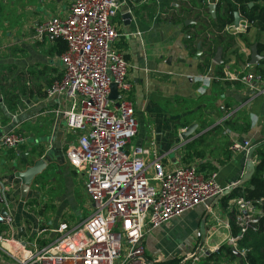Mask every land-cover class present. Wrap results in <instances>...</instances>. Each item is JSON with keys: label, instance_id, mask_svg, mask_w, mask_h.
Listing matches in <instances>:
<instances>
[{"label": "crops", "instance_id": "0c3cea01", "mask_svg": "<svg viewBox=\"0 0 264 264\" xmlns=\"http://www.w3.org/2000/svg\"><path fill=\"white\" fill-rule=\"evenodd\" d=\"M74 1L12 0L6 9L2 11L0 8V73L2 74L0 138L16 131L25 135L27 139L26 143L14 150L0 149V178L9 187L10 196L19 192L22 198V182L17 177V173L24 171H20L18 165L26 168L24 158L33 161L47 157L48 166L56 164L71 178L73 174L84 177L85 191L86 173L76 171L67 157L68 149L76 145L79 138L78 132L68 128L65 121L64 113L70 108L69 101L47 96V91L54 80L61 78L63 68L60 56L64 52H59V43L65 42L58 40L54 43H41L37 41L34 29L35 24L42 23L51 17H66ZM218 1L208 0V5L212 3L217 5ZM133 3L140 5L138 0H131L128 7L131 11L132 7H135ZM158 4L163 3L158 2ZM259 5L264 6V3L259 2ZM177 6L172 4L171 7L177 8ZM171 10L175 13L174 9ZM126 11L127 8H123L114 20L119 32L120 30L124 32L125 48L124 50L118 48L120 38L115 48L124 54L131 66L129 76L132 84L131 99L136 111L135 95L138 97L139 94L146 104L151 99L158 104L168 102L178 106L177 103L187 101L194 108L197 106L193 108V115L197 118L191 121L188 119L186 124L179 127L175 135L171 136L167 151L159 155L165 156L164 165L168 170H174L197 164L204 175L217 173V182L223 189L232 187L243 177L247 169L249 151L254 147L257 148L253 154L256 163L259 160L257 151L264 152V80H257L255 66L249 67L247 72L243 71V66L249 65L251 47L254 45L258 47L264 42V33L253 26H250L245 33L236 30L234 23L227 26L224 34L234 38V47L225 50V45L219 46L216 53L222 51L221 63H216L214 56L209 66L205 67V61L208 58L204 56L206 49L203 46L202 57L198 60L195 58L197 45L204 39L200 36L191 39L194 31L191 28L187 29L194 26L195 22L186 26L187 33L182 37L181 43L180 39L174 38L173 22L168 21L170 28L165 29L162 26L165 21L160 19V24L149 23L146 16L150 19L151 13L146 14L141 20H137L132 14L133 21L126 25L123 20ZM247 22L243 18L242 26ZM233 50L237 54L232 53ZM261 56L264 58V53ZM35 64L38 68L34 71ZM248 73H254L255 76L250 83L243 80ZM22 81H25L24 84L31 85L25 88L28 94L30 92L34 97L33 101H25L23 106L21 105L24 94L21 93V87H14L18 84L17 82ZM14 88L15 91H13ZM12 95L16 98L14 99L17 103L16 108L9 107L7 102ZM178 123L180 121H177ZM193 124L198 125L196 131L189 138L183 139L182 135ZM237 140L250 141V150L242 153L233 152L231 145ZM212 141L215 144L212 155L210 152L207 158L185 159L192 156L193 150L199 152L203 150L200 148L205 142L209 144ZM205 164L215 167L216 170L203 171ZM214 201L215 199L209 200L193 209L192 225L196 227L193 231L194 238H189L188 248L180 253L173 251L167 255L159 249L164 236L168 235L169 231L171 235H177L179 229L177 226L180 224H176L172 219L173 221L170 220L160 228H147L145 236L149 235V237L144 245L147 258L155 264L171 263L185 253L184 258L189 259L186 264H241L242 258L234 261H204L202 254L198 255L200 254L198 249H193L196 234L200 231L201 222L205 217H207L205 241L207 246H221L233 236L230 213L234 208L238 209L237 200L230 203L228 210L223 207L222 201L216 204ZM209 209L211 212L206 216ZM2 210L4 206L0 204V212ZM249 212H251L249 218L253 224L261 220L262 213L259 209L256 210L252 206ZM214 219L215 221L219 219L221 223L218 227L211 229ZM170 228L172 229L167 232ZM6 230L7 227L0 225V231L3 234ZM23 230L24 228H19V234ZM39 231L42 230L31 231V236L33 233L35 235L40 233ZM195 256L196 259H194Z\"/></svg>", "mask_w": 264, "mask_h": 264}, {"label": "built area", "instance_id": "2783aa9c", "mask_svg": "<svg viewBox=\"0 0 264 264\" xmlns=\"http://www.w3.org/2000/svg\"><path fill=\"white\" fill-rule=\"evenodd\" d=\"M130 1L75 0L66 17L54 16L35 24L37 41L66 43L60 56L61 78L54 80L47 96L69 101L65 121L79 138L67 157L76 171L86 173L85 191L92 206L78 229L62 223L33 237L17 238L9 187L0 178V204L7 212L6 216L0 212V225L12 230L10 236L0 231V264H155L146 256V229L160 228L225 191L217 182V173L204 175L197 164L168 170L165 156L153 153V147L132 146L138 120L131 99V66L115 48L120 35L114 23L123 8L132 15ZM250 26L247 22L235 29L245 33ZM254 78L252 73L243 80L250 83ZM113 85L119 94L115 101L110 98ZM26 140L13 131L0 138V149L14 150ZM250 148L246 140L231 145L235 153ZM237 206L241 215L236 224L241 233L226 243L235 250L249 228L255 231L249 218L252 204L239 199ZM220 223L214 219L211 229ZM219 248L204 243L202 259Z\"/></svg>", "mask_w": 264, "mask_h": 264}, {"label": "rangeland", "instance_id": "374dc122", "mask_svg": "<svg viewBox=\"0 0 264 264\" xmlns=\"http://www.w3.org/2000/svg\"><path fill=\"white\" fill-rule=\"evenodd\" d=\"M0 1V8H2L3 11V9L10 6V1L12 0ZM138 1L140 5H135L133 3L135 7H132V14H134L137 20H141L146 14L149 15L151 13L152 15L154 14L152 19V15H150V19L146 16L149 23L160 24V19L165 21L162 24L165 29L170 28L167 23L172 20L175 33L174 38L177 37L182 43V37L187 33V30L186 25L181 20L182 18H173L178 10V6L175 9L176 11L174 10L175 13H172V10L169 8L171 5V2L169 1L165 0L163 4H158V0ZM168 9H170V11ZM119 34L120 46H118V48L124 50V32L120 30ZM16 72L18 73V71ZM18 81H20L19 78ZM24 82L25 81L17 82L18 84L14 86L21 87V93L24 94L22 96L23 102L21 106L24 105L25 101H33L34 98L31 96L30 92L28 94L26 91L25 86L28 87L29 84H24ZM13 91H15V88ZM135 96L137 102L136 112L138 114V133L132 143L133 147L146 148L153 146V153L160 155L162 154L161 152L167 151V144L169 143L171 136L175 135V132L178 131V128L186 124L188 119L191 121L197 118L193 115L194 106L190 105L187 101L177 103L178 106H175V104L168 102H161L158 104L150 99L149 103L146 104L141 100L142 98L140 94L138 97L137 95ZM12 98H14L13 95L7 100L9 107L11 108H13V102L9 101L13 100ZM177 121H180V123L177 124ZM214 145L213 141L209 144L208 142H205L202 148H200L203 150L199 152L193 150L192 156L185 157V159L190 158L199 160L205 157L207 158L210 152L211 155L213 154L214 151H212V148ZM18 167L20 171L26 169H24L25 166L18 165ZM8 200L12 212L11 214L13 216V227L16 230L17 238H27L31 235V231L43 230L41 226L52 230L60 226L62 223H67L69 226L75 225L71 226L75 227L74 230L78 229L82 227L85 219L89 216L91 211V202L84 191V177L73 174L71 178L63 168H59L56 164L49 165L48 168L37 177L31 186L30 194L26 200L21 198L19 192L16 195H8ZM193 214L194 210L187 211L182 215L173 218L176 224H180V226H177L179 228L177 230L179 234L177 233L176 236L174 234L171 235L169 230L172 228L167 230V232L169 231V234L164 236V241L161 242V245L159 246V249L163 251V254L173 251L180 253L183 249L188 248L189 238H194L195 232L193 233V231L194 228H196L192 225ZM180 218L182 219V222ZM19 228H24L21 234L18 232ZM5 232L9 236L12 234L11 229H7ZM148 237L149 235L145 236L144 245ZM200 240L199 232H197L196 241L192 245L194 250L198 249ZM184 254H181V256L175 259L172 264H180L181 262H183V264L188 263L189 259H185ZM200 255L201 253L199 256ZM203 260L211 261L208 260V257Z\"/></svg>", "mask_w": 264, "mask_h": 264}, {"label": "trees", "instance_id": "16d2710c", "mask_svg": "<svg viewBox=\"0 0 264 264\" xmlns=\"http://www.w3.org/2000/svg\"><path fill=\"white\" fill-rule=\"evenodd\" d=\"M165 1V0H164ZM172 4L178 5L175 19L182 18L181 20H193L194 26L187 27L194 31L193 37L203 38L202 46L205 48L204 56L207 57L205 61V67H208L210 61L216 54L219 46H224L225 50H229L234 47V38L227 37L224 34L225 28L234 23V13L239 12L241 16L246 19L253 27L257 28L264 33V6H260L259 2L264 3V0H219L217 4L216 17L210 14L208 8V0H166ZM253 3V7L249 5ZM66 44L59 43V52L63 53L66 50ZM259 54L264 53V42L258 45ZM232 53L237 54L235 50ZM256 76L259 80H264V59L256 66ZM9 102H13V108H16L17 103L14 99ZM230 122V121H228ZM258 162L255 177L250 184L236 189L229 197L223 199V207L228 210L230 203L233 200L242 199L246 202H250L254 208L259 209L262 213L261 220L258 223L253 224L255 231L251 228L247 230L243 238L238 241L237 249L235 250L228 244L220 246L217 253H214L208 257V260L213 261H234L238 257L236 252L241 255L244 264H264V152L257 151ZM203 171L216 170L213 166L203 165ZM240 212L236 208L230 213L231 216V229L233 236H238L241 233V226L236 224L237 218L240 217ZM44 229V228H43ZM218 254V255H217ZM162 264H172L162 263Z\"/></svg>", "mask_w": 264, "mask_h": 264}, {"label": "water", "instance_id": "95a60500", "mask_svg": "<svg viewBox=\"0 0 264 264\" xmlns=\"http://www.w3.org/2000/svg\"><path fill=\"white\" fill-rule=\"evenodd\" d=\"M159 3H164V0H158ZM250 7H253V3H251L249 5ZM209 11L210 14L213 16V18L216 17V13H217V5L216 4H210L209 5ZM123 20L125 22L126 25L131 24V22L133 21V16L130 13H125L123 15ZM241 22H243V17L241 16V14L237 11L234 13V27L235 28H239ZM194 21L192 20H188L185 22V25H189V24H193ZM202 43H198L197 45V52H196V59H200L202 57ZM222 51H218L215 54V58L214 61L218 64L221 63V53ZM264 58L259 54L258 51V47L257 45H254L251 47V57H250V62L248 66H243V71L247 72L249 67H256L260 64V62L263 60ZM251 74L252 73H248ZM2 74L0 73V80H1ZM0 94H1V90H0ZM111 100L115 101L119 98V94L117 92V86L113 85L112 86V93H111ZM217 119V118H214ZM198 125L197 124H193L191 126H189L185 133L182 135L183 139H187L189 138L197 129ZM257 148L254 147L249 151V159H248V166L247 169L243 175V177L232 187H229L228 189H226L221 195H219L218 197L215 198V204L218 203L219 201H223L224 198L229 197L236 189L243 187L245 185L250 184V182L252 181V179L255 177L256 174V167H257V163L255 162V160L253 159V154L255 152ZM27 157V156H26ZM48 161L49 159L47 157L45 158H41V159H37V160H33V161H29L28 158H24V164L26 165V169L22 172H18L17 173V177L19 179H21L22 182V186H21V194H22V198L26 199L29 195V192L31 190V186L34 183V181L37 179V177H39L48 167ZM0 202L2 203V198L0 195ZM214 204V205H215ZM214 205L212 207H214ZM211 207V209H212ZM211 210L209 209V212L206 214V216H208L210 214ZM2 215L6 216L7 212L6 211H2L1 212ZM243 215L245 217L248 216L247 212H244ZM206 219L207 217H205L203 219V221L201 222L200 225V243L198 246V251L200 252V250L202 249L203 244L206 241L207 238V233H206ZM21 231V230H20ZM35 235V233H33L32 237ZM236 255L238 258L241 259V255L236 252ZM241 264H243V260L240 261Z\"/></svg>", "mask_w": 264, "mask_h": 264}, {"label": "flooded vegetation", "instance_id": "af4514ba", "mask_svg": "<svg viewBox=\"0 0 264 264\" xmlns=\"http://www.w3.org/2000/svg\"><path fill=\"white\" fill-rule=\"evenodd\" d=\"M15 1H17V0H15ZM170 22H173L172 20H170ZM38 68V65L37 64H35L34 65V71H35V69H37ZM29 87H31V85H29Z\"/></svg>", "mask_w": 264, "mask_h": 264}]
</instances>
